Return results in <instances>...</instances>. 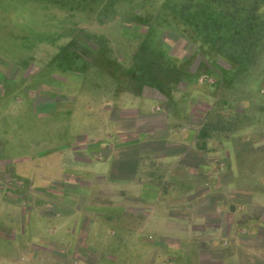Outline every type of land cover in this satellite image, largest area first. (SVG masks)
Segmentation results:
<instances>
[{"label":"crops","instance_id":"1","mask_svg":"<svg viewBox=\"0 0 264 264\" xmlns=\"http://www.w3.org/2000/svg\"><path fill=\"white\" fill-rule=\"evenodd\" d=\"M17 12L0 5V264H264L259 146L246 164L241 133L208 131L195 82L164 94L131 57L40 47Z\"/></svg>","mask_w":264,"mask_h":264},{"label":"rangeland","instance_id":"2","mask_svg":"<svg viewBox=\"0 0 264 264\" xmlns=\"http://www.w3.org/2000/svg\"><path fill=\"white\" fill-rule=\"evenodd\" d=\"M56 1L0 5L13 16L18 9L28 13L26 27L40 47L58 48L63 39L81 49L98 47L124 66L131 57L141 79L162 84L164 94L171 79L195 82L188 95L196 96L192 108L206 113V129L241 133L246 164L252 146L264 156V0H68L76 11L60 10L65 0ZM49 13L51 23L38 20ZM55 15L66 19L56 26Z\"/></svg>","mask_w":264,"mask_h":264},{"label":"trees","instance_id":"3","mask_svg":"<svg viewBox=\"0 0 264 264\" xmlns=\"http://www.w3.org/2000/svg\"><path fill=\"white\" fill-rule=\"evenodd\" d=\"M59 1V0H58ZM58 1H56V2H58ZM67 1L68 0H65V2L63 3V6L62 7H59V5L57 6L58 7V9H60V10H68V11H76L77 9H76V7H74L72 4H69L68 6H67ZM70 1V0H69ZM75 5V4H74ZM76 6V5H75ZM75 8V9H74ZM74 9V10H73ZM183 9V8H182ZM186 9H188V7H185V10ZM184 10V9H183ZM253 10H254V8H253ZM247 27H250V25H248ZM138 53H136L135 52V54H134V57L137 55ZM246 56H247V53H246Z\"/></svg>","mask_w":264,"mask_h":264}]
</instances>
